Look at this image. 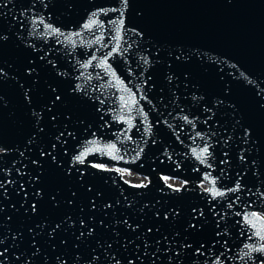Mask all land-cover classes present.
<instances>
[{
    "label": "water",
    "instance_id": "95a60500",
    "mask_svg": "<svg viewBox=\"0 0 264 264\" xmlns=\"http://www.w3.org/2000/svg\"><path fill=\"white\" fill-rule=\"evenodd\" d=\"M262 245L264 0H0V264Z\"/></svg>",
    "mask_w": 264,
    "mask_h": 264
},
{
    "label": "rangeland",
    "instance_id": "374dc122",
    "mask_svg": "<svg viewBox=\"0 0 264 264\" xmlns=\"http://www.w3.org/2000/svg\"><path fill=\"white\" fill-rule=\"evenodd\" d=\"M121 172L124 173L123 174L124 177L127 178L129 181H133V182H139L140 181V182H142L144 180V176L143 177L142 176H139L135 172L127 171V170H124V169L121 170ZM168 180H169L170 183H173L174 182V184H178V182H179L178 180H175L174 178L173 179H169L168 178Z\"/></svg>",
    "mask_w": 264,
    "mask_h": 264
},
{
    "label": "snow or ice",
    "instance_id": "6c2138e0",
    "mask_svg": "<svg viewBox=\"0 0 264 264\" xmlns=\"http://www.w3.org/2000/svg\"><path fill=\"white\" fill-rule=\"evenodd\" d=\"M93 23H94V21H93ZM90 26V25H89ZM53 31H57L56 29H53ZM117 49H113V52H115ZM109 55H111V53L109 54ZM85 67H87V65H85ZM57 99H59V97H57ZM114 147V146H113ZM208 151H209V149L207 148V147H205L203 150H202V152H201V156H203V155H206V154H208ZM77 159H80V157H77ZM138 186H141V185H138ZM221 193H219V192H216V193H214V195H220ZM35 210H36V208H35V205H33L32 206V211L33 212H35ZM193 227H194V225H193ZM261 248H262V250H264V245H262L261 246Z\"/></svg>",
    "mask_w": 264,
    "mask_h": 264
}]
</instances>
